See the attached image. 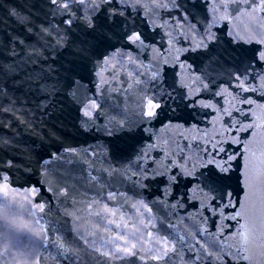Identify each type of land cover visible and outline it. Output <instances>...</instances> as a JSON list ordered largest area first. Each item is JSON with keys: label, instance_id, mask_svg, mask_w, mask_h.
Listing matches in <instances>:
<instances>
[{"label": "water", "instance_id": "water-1", "mask_svg": "<svg viewBox=\"0 0 264 264\" xmlns=\"http://www.w3.org/2000/svg\"><path fill=\"white\" fill-rule=\"evenodd\" d=\"M0 264H264V0H0Z\"/></svg>", "mask_w": 264, "mask_h": 264}]
</instances>
